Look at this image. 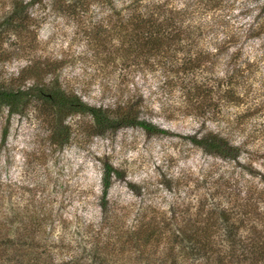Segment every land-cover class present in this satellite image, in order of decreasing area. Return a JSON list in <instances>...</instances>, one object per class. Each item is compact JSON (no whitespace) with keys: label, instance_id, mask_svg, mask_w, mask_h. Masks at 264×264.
<instances>
[{"label":"rangeland","instance_id":"rangeland-1","mask_svg":"<svg viewBox=\"0 0 264 264\" xmlns=\"http://www.w3.org/2000/svg\"><path fill=\"white\" fill-rule=\"evenodd\" d=\"M27 1L0 0V20ZM153 3L201 30L177 32L188 38L183 46L158 38L164 14L141 22ZM12 22L0 31V85L60 88L167 130L124 125L97 134L88 114L73 112L60 143L46 102L31 99L8 120L1 106L0 230L24 260L159 264L170 230L146 246L144 233L203 225L209 209L237 206L264 187L263 0H40ZM206 133L239 146V159L187 138ZM105 163L122 177L113 178L103 213ZM24 226H34L31 241L13 234ZM213 226V241L227 243Z\"/></svg>","mask_w":264,"mask_h":264},{"label":"trees","instance_id":"trees-1","mask_svg":"<svg viewBox=\"0 0 264 264\" xmlns=\"http://www.w3.org/2000/svg\"><path fill=\"white\" fill-rule=\"evenodd\" d=\"M39 1L28 0L24 3H16L11 12L0 20V31L11 25L16 16H21L25 7ZM152 6L153 10L147 12L146 15L141 13V22H144V24L154 23L158 20L159 14H164L158 20L159 23L156 26L154 25L157 30L153 29L155 34L158 32V38L159 36L165 37L164 40L167 42L183 46L182 41L188 38L178 36L177 32L182 29L191 33L193 30L200 31L202 28L200 23L191 25L187 22L188 24L184 25L187 16L182 20L166 8L163 11L164 8H161L163 4L153 3ZM182 25L184 26L182 27ZM232 55L236 56L237 53H232ZM226 87L224 91L227 100H229L228 98L232 95L230 92L231 86L227 85ZM31 99L42 100L52 108L54 116L53 131L60 136V143L68 139L69 129L64 123V119L73 112L88 114L91 117L94 132L97 134L107 130H116L124 125L139 126L149 134L167 133V130L128 113L114 117L105 108L90 105L79 96L67 94L60 88L30 85L14 89L0 85V107L6 108L7 120L12 114L19 112ZM6 133L5 128L2 132L1 143L4 142ZM187 138L206 153L224 159H239L240 147L221 135L214 133L192 134ZM249 173L253 175L254 170L249 168ZM114 177H122L121 172L110 163H105L101 177L102 194L100 199V207L103 213L107 210L106 196ZM261 206H264V187L257 191L254 197L239 201L237 206L233 204L209 209L203 225L193 224V226L188 225L186 228L175 229H168L165 225L163 229H152L142 235V245L146 246L150 241L157 243L165 233L164 229H167L170 230L167 241L169 244H167L164 255L158 259L159 264H184L180 260L184 256L189 257L187 264H264V208L261 209ZM213 225L221 227L223 239L227 243L213 241L214 234L218 232ZM33 227L17 228L13 231V234L14 236L17 234L26 238L29 237L28 240L31 241V235L35 232ZM0 231H2L0 232V264L37 263V259L32 256H29L30 260H24L21 255L19 256V246L11 242L12 238L7 234V231Z\"/></svg>","mask_w":264,"mask_h":264}]
</instances>
